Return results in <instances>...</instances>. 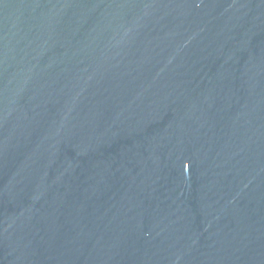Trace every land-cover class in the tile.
Returning a JSON list of instances; mask_svg holds the SVG:
<instances>
[{
	"label": "water",
	"instance_id": "1",
	"mask_svg": "<svg viewBox=\"0 0 264 264\" xmlns=\"http://www.w3.org/2000/svg\"><path fill=\"white\" fill-rule=\"evenodd\" d=\"M0 264H264V0H0Z\"/></svg>",
	"mask_w": 264,
	"mask_h": 264
}]
</instances>
